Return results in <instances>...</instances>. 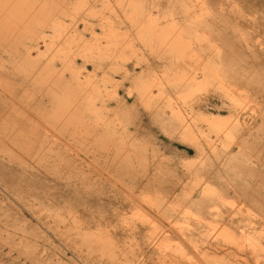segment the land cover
<instances>
[{
  "label": "rangeland",
  "instance_id": "rangeland-1",
  "mask_svg": "<svg viewBox=\"0 0 264 264\" xmlns=\"http://www.w3.org/2000/svg\"><path fill=\"white\" fill-rule=\"evenodd\" d=\"M253 11L238 0H0V159L45 188L22 202L0 182V264H85L41 208H63L69 183L119 206L81 212L117 242V262L217 264L206 252L220 249L264 264V222L227 223L264 212L235 195L264 199V99L242 82L264 69L227 44L264 42ZM238 117L254 127L242 145ZM31 234L62 256L36 255Z\"/></svg>",
  "mask_w": 264,
  "mask_h": 264
},
{
  "label": "bare ground",
  "instance_id": "bare-ground-1",
  "mask_svg": "<svg viewBox=\"0 0 264 264\" xmlns=\"http://www.w3.org/2000/svg\"><path fill=\"white\" fill-rule=\"evenodd\" d=\"M84 1V0H79ZM97 3H106L108 0H94V2ZM162 2V0H158ZM242 2L243 7L246 10L254 9L253 12H255L257 17V22H260L262 25L261 31L262 35L264 37V0H238ZM209 2V1H207ZM256 7V8H254ZM184 16H190L191 14L189 10L182 11ZM2 14H5L4 12ZM1 22V21H0ZM229 51L238 53L240 55H243L247 58V61H251L252 63H258L260 64V68L264 69V58L260 56V51L264 50V42L259 43H244L243 41L234 42L233 40L227 41ZM248 75L245 76L242 79V82L244 84H248L251 87H254L257 94L264 99V73L262 71L258 70L255 72L249 71L247 72ZM239 111L236 112L237 115ZM28 121V116H24ZM217 122H226V118H214ZM260 127L261 129L262 125H264V112L260 113ZM184 124V123H183ZM236 125L239 128L240 131V142L242 145V142L246 141V137L250 135L254 129L252 127L253 123L247 124L246 122H242V118L238 117L236 121ZM212 126V125H211ZM182 128H186V124L182 125ZM8 142H13L10 139H7ZM1 154H5L2 149H0V158ZM10 158V157H9ZM12 159V158H10ZM206 160L208 159V156L206 155ZM12 161L15 162L14 165L4 164L2 163V160L0 159V182L3 183V185L14 194H21V200L22 202L26 199L25 197L34 196L36 198L41 197V193L45 191V188L43 184L40 183L35 178V174L27 170L22 164L21 161L12 159ZM86 178V177H85ZM84 178V179H85ZM82 179V182L85 181ZM71 191L73 190V194L67 195V199L65 200V206L63 208H55L58 206L55 205H42L41 208L46 209L47 212L51 217H53L56 221L55 228H58L57 230H54L55 233L60 237L61 240L66 242L67 249L71 250L73 254H76V257L80 263L82 261L85 264H123L122 261L117 262L115 260V257L117 256L118 252L115 250L117 247V242L113 243V238L105 231H102L101 226V220L97 219L94 223H96L97 227L100 228L99 230L91 231L92 228H89V222L82 220L81 218V212H89L90 216H93L92 208L94 206H97L102 210L103 208H114L118 209L119 206L114 204L110 199L104 198L106 194L102 191H98V194L95 199L91 200L88 198L90 187H85L82 190L77 189V184L75 183H69L68 187ZM235 195L241 200V203H245L246 201H252L257 205H264V199L262 197H254L251 195H242L241 193H235ZM75 196H78L76 199ZM220 197L219 192H210L207 191L205 198H207L210 202V200H213L215 198ZM192 202H195V200H192ZM130 206L135 208L136 210H139V205H137L134 201H130ZM212 204V205H211ZM27 208H29V205L25 204ZM79 205V208L77 207ZM112 205H115L112 206ZM214 203L208 204V207L211 208ZM30 209V208H29ZM239 209V208H238ZM67 214L69 219L71 220V223L66 226L65 221L66 218L63 216ZM244 215V210L242 208L238 210V213L235 215ZM239 215V216H240ZM39 216V215H38ZM40 217V216H39ZM93 218V217H92ZM40 219L43 221V219L40 217ZM102 219V218H101ZM260 221L264 222V212H261V216L257 217V219H242L241 217H237L236 219L230 218L227 223L231 224H240V225H246V224H261ZM44 223V221H43ZM45 224V223H44ZM46 225V224H45ZM254 227V226H253ZM53 230V227L49 226ZM243 228V227H242ZM32 229V226L28 227V230ZM212 229V228H211ZM20 232H26L25 229H19ZM70 231H74L75 235L73 234V237L70 238L65 237L64 234L68 233ZM224 231V230H223ZM13 236V233H9V238ZM163 238V237H162ZM24 239H27L31 241L32 244V250H35L34 253L37 255L39 254V251L37 252L36 249H38L39 246H42V250H44L45 247H48L52 249L53 255L56 258H59L62 256V252L57 247H52L48 244L41 245V237L38 234H31L30 237L28 235L24 237ZM154 241V238H153ZM158 241V240H157ZM156 241V242H157ZM194 247H197L196 244H194ZM206 254L210 255L217 264H230L232 262H236L235 264H241L240 261H233L232 259H229V256L231 255L230 252H227L225 250H215L211 252H206ZM209 259V257H207ZM36 262H39L35 260ZM129 264V262H127ZM74 264H76L74 262ZM79 264V263H78Z\"/></svg>",
  "mask_w": 264,
  "mask_h": 264
}]
</instances>
